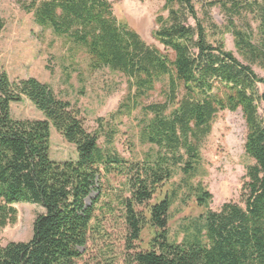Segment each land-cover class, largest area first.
Here are the masks:
<instances>
[{"label": "trees", "instance_id": "1", "mask_svg": "<svg viewBox=\"0 0 264 264\" xmlns=\"http://www.w3.org/2000/svg\"><path fill=\"white\" fill-rule=\"evenodd\" d=\"M37 26L49 29L90 57L92 69L108 68L126 78L127 94L109 121L88 132L79 111L33 78L10 81L0 73V232L16 221L15 204L42 208L27 242L0 245V264H76L90 235L99 197L100 168L123 171L127 252L123 264H264V0H166L154 40L146 44L114 16L107 0H19ZM224 15L218 25L209 12ZM201 12V17L199 16ZM251 24H255L253 29ZM4 23L0 19V32ZM232 37L241 61L225 49ZM160 86L161 101L143 104ZM28 100L42 120H14L10 105ZM139 107L140 139L155 152L122 159L112 148V120ZM240 110L246 126L245 168L240 201L204 210L182 226L180 242L169 239L168 213L179 190L211 196L192 182L200 148L216 116ZM127 112V113H128ZM75 147L77 158H50V128ZM103 136L105 147L98 144ZM179 185L163 191L176 174ZM97 197L90 205L86 200ZM152 231L142 249L143 230Z\"/></svg>", "mask_w": 264, "mask_h": 264}, {"label": "rangeland", "instance_id": "2", "mask_svg": "<svg viewBox=\"0 0 264 264\" xmlns=\"http://www.w3.org/2000/svg\"><path fill=\"white\" fill-rule=\"evenodd\" d=\"M112 5L114 16L126 24L146 44L162 47L154 40L153 33L159 27L157 20L165 19L166 0H107ZM201 17V12L199 11ZM215 24H222L224 15L217 7L209 12ZM0 19L4 28L0 32V73L5 72L10 81L33 78L47 84L60 99L76 108L85 129L95 133L98 120L109 121L127 94L126 78L108 68L92 69L90 57L49 29H42L33 20L32 14L22 10L19 0H0ZM255 28V24H251ZM225 49L241 61L229 34L223 36ZM259 76L264 74L256 67ZM160 86L152 92L143 104L161 101ZM112 120L115 136L114 151L124 160H142L148 153L155 152L140 139L139 121L142 114L139 107L130 105L129 112L122 111ZM259 115L264 106L260 104ZM14 120H42V114L26 99L10 105ZM246 126L240 110L219 113L213 121L210 135L200 148L201 163L193 186H201L211 196L206 207L196 201L197 192L179 190L168 213L169 239L180 242L182 226L188 219H194L204 210L218 211L227 202L240 201V189L245 181V168L251 161L245 156L244 142ZM50 158L57 162L75 160V147L68 144L52 127L50 128ZM100 147H105L104 137L99 138ZM99 197L94 206V219L86 246L80 249L81 258L76 264H123L127 252V230L124 222L123 202L128 196L127 182L123 171L111 168L108 173L100 168ZM181 176L165 185L163 191H170L179 185ZM93 192L86 200L90 205L97 197ZM16 221L0 232V245L10 242H27L32 236L35 217L42 213L41 207L29 204H15ZM152 231L143 230L142 249L147 247Z\"/></svg>", "mask_w": 264, "mask_h": 264}]
</instances>
